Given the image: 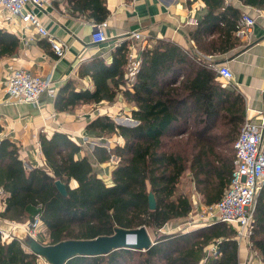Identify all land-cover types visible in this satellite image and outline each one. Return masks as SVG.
Returning a JSON list of instances; mask_svg holds the SVG:
<instances>
[{
  "label": "trees",
  "instance_id": "obj_1",
  "mask_svg": "<svg viewBox=\"0 0 264 264\" xmlns=\"http://www.w3.org/2000/svg\"><path fill=\"white\" fill-rule=\"evenodd\" d=\"M203 1L206 12L189 32L199 51L226 53L239 46L241 11L225 0ZM241 1L264 11V0ZM70 3L95 23L109 14L105 0ZM129 44L124 40L116 45L110 63L99 56L84 63L79 74L89 75L92 89L68 80L55 96L58 111L80 104L113 103L120 94L124 103L132 104L128 115L138 122L134 126L117 123L107 112L87 125L100 137L118 134L124 139L111 149L96 145L93 151L99 162L109 161L112 154L118 156L112 180L108 182L89 156L82 154V146L63 131L40 133L45 166L34 168L26 167L16 142L3 138L0 188L5 208L0 217L22 223L38 215L43 227L37 239L46 244L111 235L116 227L146 226L155 235L147 250L122 248L106 255L75 256L65 264H239V238L230 224L215 222L170 232L160 229L192 211L190 196L178 192L187 168L207 205L217 202L228 188L235 167L234 142L246 116L244 96L235 85L223 81L199 56L201 52L193 54L166 39L144 46L131 80ZM19 45L18 33L0 24V58L14 55ZM186 134L188 142L195 138L189 152L171 146L173 138ZM57 179L66 184V196L57 189ZM150 192L156 199L154 210L149 208ZM250 240L264 263V184ZM211 245L216 251L209 250ZM39 258L21 238H4L0 232V264H39Z\"/></svg>",
  "mask_w": 264,
  "mask_h": 264
},
{
  "label": "crops",
  "instance_id": "obj_2",
  "mask_svg": "<svg viewBox=\"0 0 264 264\" xmlns=\"http://www.w3.org/2000/svg\"><path fill=\"white\" fill-rule=\"evenodd\" d=\"M105 3L109 10L104 20L108 23L105 28L108 38L101 43L92 41L95 22L87 12L74 10L70 0H53L51 5L35 9L52 37L66 44L62 55L54 51L49 38L42 37L33 28L24 29L19 17H10L0 9V24L16 31L20 37L17 52L0 58V139L10 138L17 143L26 167L45 166L39 135L41 132L59 130L69 134L82 146V154L95 161L96 169L108 182L112 180L111 173L119 160L118 156L112 154L109 161L99 162L93 151L96 145L111 149L115 143L123 144L124 139L118 134L110 138L100 137L87 125L95 116L104 112L113 116L115 110L124 109L128 113L132 104L124 103L120 94L113 103L80 104L72 110L58 111L55 107L56 95L51 96L47 92L41 94L37 104L12 100L6 92V79L12 69L24 68L42 78L51 77L56 93L68 80H74L78 87L81 85L92 89V80L89 75L80 76V68L98 56L110 63L116 45L124 40L130 41L129 56L132 58H140L144 46H151L158 39H166L176 42L193 54L201 52L199 56L211 66H228L234 75L231 83L245 99V118L249 117L256 122L264 118L263 10L246 5L241 0H225L226 5L238 8L241 14L247 13L255 17L256 24L248 35L237 34L240 45L236 48L226 53L205 54L199 51L198 44L189 36V32L206 12L203 0H105ZM30 7L34 8L32 5ZM133 31L141 33L142 38H131L129 35ZM24 34L32 37L27 45L21 39ZM212 37L210 35L207 40ZM115 159H118L116 163ZM71 184L74 185L75 181ZM193 188L195 194L192 202L197 206H205L203 195L195 184ZM3 198L0 188V211L5 208ZM15 223L17 222L0 217V228H10ZM17 227L24 231V224ZM238 244L239 264H264L258 251L252 248L250 239H239ZM213 247L211 245L209 250L212 251Z\"/></svg>",
  "mask_w": 264,
  "mask_h": 264
},
{
  "label": "built area",
  "instance_id": "obj_3",
  "mask_svg": "<svg viewBox=\"0 0 264 264\" xmlns=\"http://www.w3.org/2000/svg\"><path fill=\"white\" fill-rule=\"evenodd\" d=\"M53 0H0V9L10 17H19L24 29L33 28L42 37L49 38L54 51L58 55L64 54L66 44L55 40L49 30L43 25L36 8H44L51 5ZM32 5L34 8H31ZM256 18L244 13L239 21L238 35H248ZM106 21L93 23L92 41L101 43L107 40L105 28ZM131 38H142L141 33L133 31ZM24 44H29L32 37L24 34L21 37ZM140 58L129 56L128 76L131 80L140 65ZM219 75L229 83L233 79L232 70L226 65H212ZM6 92L14 101L33 103L39 102L42 93L47 92L51 96L56 95L51 77L42 78L30 73L24 68H14L6 79ZM235 160L231 181L222 197L215 203L202 207V212L190 219L182 230H190L195 227L211 225L215 222H224L235 228L239 239H250L253 232V222L257 197L264 184V118L260 122L246 117L241 130L234 142ZM42 226L41 219L36 215L25 226L24 230L31 236L38 237V228ZM168 227V226H167ZM160 229L170 232L175 229ZM4 238L15 236L4 230L0 231ZM214 245L212 251H216Z\"/></svg>",
  "mask_w": 264,
  "mask_h": 264
},
{
  "label": "water",
  "instance_id": "obj_4",
  "mask_svg": "<svg viewBox=\"0 0 264 264\" xmlns=\"http://www.w3.org/2000/svg\"><path fill=\"white\" fill-rule=\"evenodd\" d=\"M135 125L138 123L131 120ZM55 185L64 196L68 194L66 184L57 179ZM149 208L156 209V199L152 192L149 193ZM25 246L47 264H65L75 256L106 255L114 250L128 248L147 250L154 244L146 226L138 228L116 227L111 235H100L91 239H66L55 244L40 242L29 235L24 242Z\"/></svg>",
  "mask_w": 264,
  "mask_h": 264
},
{
  "label": "rangeland",
  "instance_id": "obj_5",
  "mask_svg": "<svg viewBox=\"0 0 264 264\" xmlns=\"http://www.w3.org/2000/svg\"><path fill=\"white\" fill-rule=\"evenodd\" d=\"M105 105V104H104ZM112 117L114 118V120L117 123H124V125L127 126H134L135 123H133L131 120H133L132 118H130V116L128 115V113L125 112V110L123 109L122 111H120V109L115 110L114 114L112 113ZM200 127V126H199ZM199 127H197L196 129H198ZM216 130V129H215ZM113 134L109 135H104V138H110L112 137ZM176 139V140H175ZM195 139V138H194ZM194 139L190 142H188L187 139V134L183 135V136H179V138H173V140L171 141V146H175V148L179 149V150H187L186 152H189L191 149V144L194 143ZM117 142V141H116ZM232 153H234V150H232ZM235 154V153H234ZM118 159H115L114 162L116 163ZM94 162V166L96 165L95 161H92V163ZM97 167V166H96ZM193 179H192V175H191V171L189 168H187V170L184 172L183 176L180 179L179 185H178V192L179 193H186L190 196V198L193 200L192 196L195 194V190L193 188ZM202 207L201 206H197L193 203V209L191 211V213L189 214V216L187 217H183V218H177V219H173L171 221H169L168 225V229H179L182 230L189 222L190 219L194 218L198 213L200 214L202 212ZM29 221L23 222V223H15L14 226H10V228L7 227H2L0 228V231L4 230L7 233H12V235H15L19 238L22 239L23 243L25 242V240L27 239V237L29 236V234L24 230V231H20L18 229V225H23L24 226L28 223ZM43 226H41L40 228H38V233L39 231L42 229ZM150 235L152 237V239H155V235L152 231V228L149 229ZM161 231V230H160ZM163 232V231H161ZM25 245V244H24ZM26 247V246H25ZM136 258V255L134 256V259ZM134 261L133 259L130 260V262ZM46 262L44 261L43 258H39V264H45Z\"/></svg>",
  "mask_w": 264,
  "mask_h": 264
}]
</instances>
